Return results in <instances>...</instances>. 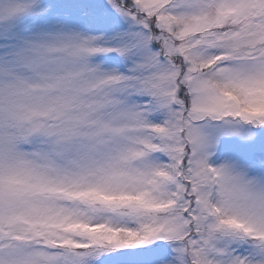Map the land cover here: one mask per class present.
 Returning a JSON list of instances; mask_svg holds the SVG:
<instances>
[{"label":"snow or ice","instance_id":"6c2138e0","mask_svg":"<svg viewBox=\"0 0 264 264\" xmlns=\"http://www.w3.org/2000/svg\"><path fill=\"white\" fill-rule=\"evenodd\" d=\"M0 264H264V0H0Z\"/></svg>","mask_w":264,"mask_h":264}]
</instances>
